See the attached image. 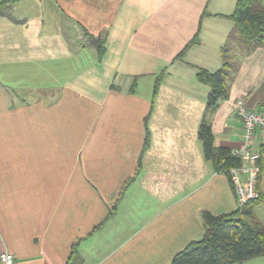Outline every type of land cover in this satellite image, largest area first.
<instances>
[{
	"label": "crops",
	"instance_id": "obj_1",
	"mask_svg": "<svg viewBox=\"0 0 264 264\" xmlns=\"http://www.w3.org/2000/svg\"><path fill=\"white\" fill-rule=\"evenodd\" d=\"M237 2L1 8L0 254L16 264H171L203 238L204 213L238 210L198 132L207 118L216 149L243 147L237 107L264 112V48L236 47L229 96L211 113L197 79L222 68ZM254 149L264 194V131Z\"/></svg>",
	"mask_w": 264,
	"mask_h": 264
},
{
	"label": "trees",
	"instance_id": "obj_2",
	"mask_svg": "<svg viewBox=\"0 0 264 264\" xmlns=\"http://www.w3.org/2000/svg\"><path fill=\"white\" fill-rule=\"evenodd\" d=\"M15 1L0 0V14L3 12L2 7ZM230 18L235 23V30L229 35L222 49V68L216 72L201 69L197 74L198 81L210 89L207 102L209 113L229 96L230 83L239 69L233 61L236 47H241L248 54L256 48H264L263 0H238ZM102 52L100 49V54ZM198 136L206 159L214 163L218 172L230 178V169L243 165L241 159L234 156L230 149L214 147L209 119L206 118L201 123ZM261 172L260 168L259 177ZM262 203L264 194L259 192L256 200L248 202L244 207H238L233 213L217 216L204 213L203 238L190 243L176 254L171 264H241L264 258V224L256 219L254 213V209Z\"/></svg>",
	"mask_w": 264,
	"mask_h": 264
},
{
	"label": "built area",
	"instance_id": "obj_3",
	"mask_svg": "<svg viewBox=\"0 0 264 264\" xmlns=\"http://www.w3.org/2000/svg\"><path fill=\"white\" fill-rule=\"evenodd\" d=\"M237 117L243 123L244 145L241 149L232 151V154L239 157L243 165L230 169L229 174L235 188L238 207L241 208L259 197L257 182L260 172L258 162L261 154L254 149V142L256 132L264 131V112L247 110L242 103H239ZM0 264H16V262L12 254L2 252Z\"/></svg>",
	"mask_w": 264,
	"mask_h": 264
},
{
	"label": "rangeland",
	"instance_id": "obj_4",
	"mask_svg": "<svg viewBox=\"0 0 264 264\" xmlns=\"http://www.w3.org/2000/svg\"><path fill=\"white\" fill-rule=\"evenodd\" d=\"M263 209H264V208H263ZM258 217H259L260 219L264 218V210H261V211L259 212ZM261 260L264 261V258H261Z\"/></svg>",
	"mask_w": 264,
	"mask_h": 264
}]
</instances>
